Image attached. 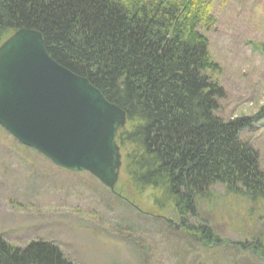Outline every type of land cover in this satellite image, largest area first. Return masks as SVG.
Returning <instances> with one entry per match:
<instances>
[{
	"label": "trees",
	"instance_id": "1",
	"mask_svg": "<svg viewBox=\"0 0 264 264\" xmlns=\"http://www.w3.org/2000/svg\"><path fill=\"white\" fill-rule=\"evenodd\" d=\"M194 10L188 0H0V43L20 26L39 29L53 59L125 109L118 141L129 181L152 188L156 207L175 210L187 230L195 226L184 216L215 184L264 196L260 153L236 137L250 120L218 114L224 89L195 29L207 12ZM197 228L206 243L222 242ZM0 264L73 263L52 242L15 248L0 239Z\"/></svg>",
	"mask_w": 264,
	"mask_h": 264
},
{
	"label": "rangeland",
	"instance_id": "2",
	"mask_svg": "<svg viewBox=\"0 0 264 264\" xmlns=\"http://www.w3.org/2000/svg\"><path fill=\"white\" fill-rule=\"evenodd\" d=\"M188 1L190 10L207 12L195 29L218 65L209 73L224 89L218 114L250 120L242 137L264 170V0ZM125 164L117 191L132 203L89 172L57 167L0 126V239L15 248L52 242L73 264H264V198L216 184L211 197L198 198L197 214L184 216L194 230H163L154 216L169 214L181 224L179 214L160 211L152 188L137 191ZM199 226L222 242L206 243Z\"/></svg>",
	"mask_w": 264,
	"mask_h": 264
},
{
	"label": "water",
	"instance_id": "3",
	"mask_svg": "<svg viewBox=\"0 0 264 264\" xmlns=\"http://www.w3.org/2000/svg\"><path fill=\"white\" fill-rule=\"evenodd\" d=\"M126 122L92 82L50 56L42 34L19 29L0 45V124L57 167L90 172L118 193Z\"/></svg>",
	"mask_w": 264,
	"mask_h": 264
},
{
	"label": "bare ground",
	"instance_id": "4",
	"mask_svg": "<svg viewBox=\"0 0 264 264\" xmlns=\"http://www.w3.org/2000/svg\"><path fill=\"white\" fill-rule=\"evenodd\" d=\"M18 30L19 29H27V30H31V31H33L34 33H39V34H42V37H43V33H42V31H40L39 29H37V28H34V27H27V26H20L19 28H17ZM18 30H16V31H18ZM16 31H13V32H10V31H8L7 33H4V35H3V39L1 40V43H0V45H2L6 40H8V38L13 34V33H15ZM43 39H44V37H43ZM44 42H45V39H44ZM46 43V42H45ZM45 46H46V44H45ZM51 56V55H50ZM212 56V55H211ZM211 64L213 65V66H215L217 69H218V65H216V63L211 59ZM66 67V66H65ZM69 71H71L74 75H78V76H80V77H82V78H85V79H87V80H89V78H87V77H85V76H83V75H81V74H79V73H75L74 71H72L70 68H68V67H66ZM90 81V80H89ZM95 86V85H94ZM96 87V86H95ZM99 89V88H98ZM101 90V89H100ZM102 92V91H101ZM103 94H104V96L106 97V95H105V93L104 92H102ZM106 99L110 102V100L106 97ZM112 103V102H111ZM114 103V102H113ZM116 104V103H115ZM118 105V104H117ZM119 106V105H118ZM120 107V106H119ZM121 108V107H120ZM122 109V108H121ZM122 110H124L125 111V109H122ZM126 112V111H125ZM127 114V113H126ZM127 119H128V114H127ZM0 126H2L1 124H0ZM125 126H126V124H125ZM124 126V127H125ZM3 127V126H2ZM4 128V127H3ZM123 129V128H122ZM121 129V130H122ZM4 130H6L5 128H4ZM244 130V129H243ZM243 130H241L240 131V133H238L237 132V139H239V140H242L243 142H246L247 144H249L251 147H253V145L250 143V142H247L243 137H242V133H243ZM8 133H9V131L8 130H6ZM119 133V132H118ZM11 136H13V135H11ZM117 137H118V134H117ZM118 139H119V137L117 138V143L119 144V141H118ZM18 141V140H17ZM20 142V141H19ZM21 143V142H20ZM22 144V143H21ZM23 145V144H22ZM25 145V144H24ZM23 145V146H24ZM26 147H28V148H31V147H29V146H27V145H25ZM33 149V148H32ZM35 150V149H34ZM48 159V158H47ZM63 169V168H62ZM64 170H66V171H69V170H67V169H64ZM70 171H72V170H70ZM73 172H75V171H73ZM87 172V171H86ZM90 173V172H89ZM91 174V173H90ZM92 175V174H91ZM221 185H223V186H225V184H223V183H220ZM216 185V184H215ZM213 187V186H212ZM226 187V186H225ZM227 188V187H226ZM229 190V188H227V191ZM230 191V190H229ZM231 193H233L232 191H230ZM213 193V191H212V189L209 187L208 188V192L206 193V196H205V198L206 197H211V194ZM243 193L244 194H246V195H249L248 194V192H247V190L246 189H244L243 190ZM235 194V193H234ZM250 197H251V195H249ZM255 197L256 198H264V196L262 195H255ZM135 207L138 209V210H141L142 211V209H140V208H138L136 205H135ZM166 211H168V210H165V211H163L164 213L166 212ZM152 214V213H151ZM170 215L169 214H167V215H156V216H154V221L153 222H155V224L160 228V229H163V230H168V225H172V226H174V228H176V229H179V230H187L186 229V227L184 226H182L181 224H179V223H176V221H175V219L173 218H170L169 217ZM257 243V242H256ZM260 243V245L262 244L260 241H258V243L257 244H259ZM240 247L241 248H243V249H248L249 247V244H247V243H245V242H240ZM139 246V245H138ZM255 247H257L258 248V245H256ZM19 248H21V247H19ZM143 248V247H142ZM259 249V248H258ZM258 252H260L261 253V251H258ZM263 252V251H262ZM260 259H263V258H260Z\"/></svg>",
	"mask_w": 264,
	"mask_h": 264
}]
</instances>
